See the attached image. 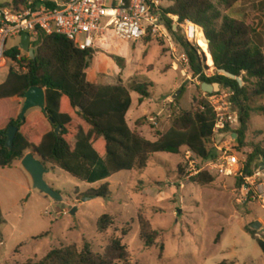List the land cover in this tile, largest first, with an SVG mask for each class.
Returning a JSON list of instances; mask_svg holds the SVG:
<instances>
[{
	"label": "rangeland",
	"instance_id": "obj_1",
	"mask_svg": "<svg viewBox=\"0 0 264 264\" xmlns=\"http://www.w3.org/2000/svg\"><path fill=\"white\" fill-rule=\"evenodd\" d=\"M159 1L163 9L175 0ZM219 7L223 16L244 21L251 29L253 42L264 51V0H243L231 8ZM147 38L124 41L109 36L95 48L88 74L99 84L122 83L132 88L137 82L151 83L150 96L143 101L132 92L128 122L132 129L156 140L160 131L206 95L202 79L194 76L191 68L183 75L184 66L177 57L185 50L171 31L168 38ZM20 42L19 38L10 40L9 46ZM107 55L123 59L125 68ZM207 66L204 75L214 76L216 68ZM8 73V68L0 71V83ZM239 81L244 84L242 78ZM224 89L222 85L218 91ZM251 107L244 144L234 142L247 160L257 145L264 146V97L255 98ZM12 112L13 102L0 103V119ZM156 116L159 128L150 122ZM186 149L180 155L156 153L144 170L120 171L94 181L81 180L46 164L49 171L45 180L60 192L61 202L35 189L21 162L0 167V264H23L27 260L36 264L52 249L74 243L81 247L84 240L94 251L104 253L115 236L122 237L127 245L129 264H264V251L257 242L258 238L264 240V210L259 200L238 201L239 177L213 174L210 185L193 182L186 171ZM106 182L111 190L108 198L85 201L80 197ZM103 214L112 215L115 223L100 233L97 221ZM139 218L149 220L159 233L152 247H146L140 238ZM255 221L261 222L260 228L252 227ZM247 227L255 231V236ZM124 228L130 229L126 236L122 234ZM42 234L46 235L39 237Z\"/></svg>",
	"mask_w": 264,
	"mask_h": 264
},
{
	"label": "trees",
	"instance_id": "obj_2",
	"mask_svg": "<svg viewBox=\"0 0 264 264\" xmlns=\"http://www.w3.org/2000/svg\"><path fill=\"white\" fill-rule=\"evenodd\" d=\"M28 1L13 0V3L22 10ZM240 1L243 0H175L162 12L170 31L189 55L194 76H199L203 83L229 85L240 119V127L235 132L238 141L244 144L251 102L264 97V51L253 42L251 29L244 21L223 16L220 10L219 6L231 8ZM46 4L52 6L53 2L47 1ZM169 15L178 16L179 22L189 19L203 29L216 68L214 76L204 75L203 70L208 66L199 46L187 41L180 26ZM105 39L98 40V44ZM33 46L36 47L35 58L23 55L17 49L7 52L14 59L22 55L20 66H25L27 71L11 70L0 83V103L13 102V112L0 119V167L22 160L31 151L43 157L46 164L59 167L81 180L94 181L120 171L144 170L156 153L180 155L185 147L205 158L211 155L209 143L216 115L206 97L191 110L177 116L171 126L159 132L156 140H151L132 129L128 122L132 92H137L143 101L150 96L151 83L137 82L129 88L122 83L91 81L88 70L96 50H81L61 34L40 32ZM107 57L116 59L120 67L125 68L123 59L112 55ZM222 69L236 78L225 76L220 72ZM34 85L46 89L47 112L34 109L23 122L20 104L24 94ZM6 120L8 122L4 125ZM11 126L18 128L12 150L6 146L7 131ZM58 127L61 128L59 134L56 133ZM263 164L264 146L257 145L248 156L245 175L238 178L237 187L240 189L244 177L252 175L254 169ZM192 181L210 185L214 177L212 173L202 172ZM110 195V185L106 182L81 193L80 197L94 199ZM139 220L140 238L146 247L154 246L158 231L152 228L149 220ZM114 223L112 215L103 214L97 221V230L103 233ZM246 230L255 234L250 227ZM129 232V228L122 230L123 236ZM219 239L220 234L217 242ZM257 242L264 251V240L258 238ZM129 257L123 238L115 236L110 239L104 253L94 251L90 242L84 240L81 247L74 243L52 249L36 264H129ZM23 264L35 263L27 260Z\"/></svg>",
	"mask_w": 264,
	"mask_h": 264
},
{
	"label": "built area",
	"instance_id": "obj_3",
	"mask_svg": "<svg viewBox=\"0 0 264 264\" xmlns=\"http://www.w3.org/2000/svg\"><path fill=\"white\" fill-rule=\"evenodd\" d=\"M10 1L0 0V71L4 68H8L9 72L27 71L25 66H20L22 55L16 59L7 55V52L13 49L21 51L23 55H29L22 48L21 42L9 46L10 40L18 38L22 40L24 33L30 35L32 46L37 41L39 33L45 32L64 35L81 50L95 49L98 40L109 36L124 41H140L148 36L154 38L170 36V29L163 18L159 0H29L22 10L14 5L13 0ZM47 1H52L53 5H47ZM6 2L9 4H5ZM169 16L183 28L187 41L194 46L199 45L193 38L199 25L189 19L179 22L178 16ZM200 54L204 55L206 62L207 54L201 47ZM177 61L184 66L183 75H187L191 68L189 55L181 52ZM188 77L191 78L190 75ZM205 95L216 115L209 143L211 155L205 158L187 148L184 154L186 171L192 177L202 172L218 176L243 177L248 160L241 156L234 144L238 140L235 131L240 126V119L232 100L233 93L230 89H224L213 93L205 92ZM150 122L154 128L160 127L157 116L150 118ZM236 194L239 195L238 201L241 203L248 202L250 198L259 200L264 210L262 165L255 168L252 175L244 177V184Z\"/></svg>",
	"mask_w": 264,
	"mask_h": 264
},
{
	"label": "water",
	"instance_id": "obj_4",
	"mask_svg": "<svg viewBox=\"0 0 264 264\" xmlns=\"http://www.w3.org/2000/svg\"><path fill=\"white\" fill-rule=\"evenodd\" d=\"M22 48L29 53L32 58L36 56V49L31 45L30 35L28 33H24L21 40ZM225 76H229L231 78H236L235 75L227 72L226 70H220ZM224 88L229 89V85H223ZM222 87L221 83H203L202 90L207 93H213L218 91ZM23 106L21 110V118L24 122L27 114L34 109H41L47 112V94L45 87L34 85L29 88V90L24 94L23 97ZM61 128L58 127L56 129V133H60ZM18 133V128L16 126H11L7 131V142L6 146L12 150L14 147V140ZM21 164L24 169L30 174L33 180V187L39 190L41 193L50 196L56 202H61L63 200L60 192L54 190L48 182L45 180V174L49 171L46 168V162L43 157L35 154L34 152L27 153L24 158L21 160ZM264 169V164L262 165ZM86 200H90V198H85ZM76 209L72 210V213L75 214ZM261 222L255 221L252 224V227L255 229L260 228Z\"/></svg>",
	"mask_w": 264,
	"mask_h": 264
},
{
	"label": "bare ground",
	"instance_id": "obj_5",
	"mask_svg": "<svg viewBox=\"0 0 264 264\" xmlns=\"http://www.w3.org/2000/svg\"><path fill=\"white\" fill-rule=\"evenodd\" d=\"M194 41L199 44V46L206 52L207 54V59L206 62L208 65H210L211 67H214V63H213V58L210 52V48H209V43L208 40L205 36V33L203 31V29L201 27H198L195 29V33H194Z\"/></svg>",
	"mask_w": 264,
	"mask_h": 264
},
{
	"label": "crops",
	"instance_id": "obj_6",
	"mask_svg": "<svg viewBox=\"0 0 264 264\" xmlns=\"http://www.w3.org/2000/svg\"><path fill=\"white\" fill-rule=\"evenodd\" d=\"M29 152H30V151H29ZM29 152H28V153H29ZM18 161L21 162V160H18Z\"/></svg>",
	"mask_w": 264,
	"mask_h": 264
}]
</instances>
